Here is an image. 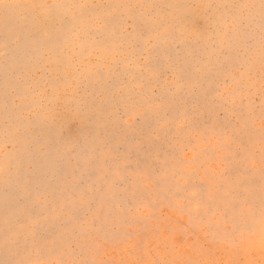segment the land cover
<instances>
[{"label": "rangeland", "instance_id": "374dc122", "mask_svg": "<svg viewBox=\"0 0 264 264\" xmlns=\"http://www.w3.org/2000/svg\"><path fill=\"white\" fill-rule=\"evenodd\" d=\"M82 2L100 6L82 54L83 39L71 33L53 48L48 35L55 22L45 21L42 10L0 8V104L8 95L27 111L30 97L55 88L86 98L106 125L98 138L106 147L57 175L49 222L25 219L21 202L7 224L12 238L30 242L35 230L50 241L62 235L59 247L29 248L41 264H262L264 250L250 228L264 176L259 64L246 63L242 51L217 56L205 50L195 37L207 21L197 12L185 14L179 31L165 40L166 27L150 15L151 5L163 0ZM114 3L143 6L136 23L147 29L142 55L129 47L122 52L106 35L110 29L138 36L131 20L125 24L104 7ZM177 52L181 63L174 64ZM218 65L225 70L218 72ZM210 75L218 89L211 115L201 99ZM79 133L78 122L69 120L65 138ZM69 204L80 208L79 219L65 227ZM5 226L0 213V233Z\"/></svg>", "mask_w": 264, "mask_h": 264}, {"label": "clouds", "instance_id": "9594fccd", "mask_svg": "<svg viewBox=\"0 0 264 264\" xmlns=\"http://www.w3.org/2000/svg\"><path fill=\"white\" fill-rule=\"evenodd\" d=\"M262 0H163L151 5V16L160 26H165L169 39L179 31V23L189 12L202 14L207 21L203 32L198 33L196 41L205 49H211L217 56L235 51L245 54L243 59L253 67L261 68L262 55V18L264 9ZM100 6L84 3L82 0H50L36 4L32 9H40L45 21L66 19L62 39L67 33L81 37V54L88 42L92 20ZM111 13L124 17L125 24L132 21L135 31L137 20L143 17V6L134 3H114L104 6ZM123 52L133 33L107 31ZM50 41V39L48 38ZM51 42V41H50ZM168 56L167 49L163 50ZM174 64L181 63L179 52L171 57ZM69 120L77 121L79 136L71 140L63 132ZM103 119L90 106L86 98L74 94H61L55 88L48 95L37 94L28 99V110L22 106L3 100L0 104V213L3 214L5 228L0 233V264H41L33 258L31 243L25 244L11 236L7 224L15 209L20 205V187L31 183L33 190L48 184H54L60 170L79 160L96 148L102 133ZM39 177V180H37ZM42 181V183H41ZM250 228L260 238V247L264 250V221L259 206L251 213ZM67 264L68 260L57 259ZM48 259L43 264H55ZM84 261H75L77 264ZM264 264V262H262Z\"/></svg>", "mask_w": 264, "mask_h": 264}, {"label": "snow or ice", "instance_id": "6c2138e0", "mask_svg": "<svg viewBox=\"0 0 264 264\" xmlns=\"http://www.w3.org/2000/svg\"><path fill=\"white\" fill-rule=\"evenodd\" d=\"M35 5H28V4H17V3H8L6 0H0V8L5 9V11L9 9H18V8H33ZM261 8L264 9V0H262ZM55 26H52L49 28V35L48 38L51 41V44L54 49H59L60 42L62 40V29L66 27L68 21L66 19H56L54 20ZM138 36L136 39H133L128 42V47L135 49L136 51L140 52V54H143L144 48L148 41L144 40V35L147 32V29L142 24L136 25ZM262 52H264V18H262ZM226 62L231 60V55H227L225 57ZM226 65H218V72H223L225 70ZM183 78L185 80H191L192 74L189 72H185L183 74ZM209 83L208 86L204 89V92L202 94V101L204 103V106L206 107L207 111L211 115L214 111L212 108V104L215 103V100L213 99V94L218 91L214 84L215 77L209 76L208 77ZM260 80L262 85V101H261V111H260V118L262 123H264V55H262L261 60V72H260ZM6 102L8 103H14V100L11 98V96L6 95L5 97ZM143 115L146 118H149L150 116H154L155 113H148L145 112ZM216 123H223L222 121H216ZM192 127H198V124H190ZM102 133L104 132L106 125L104 122L101 124ZM261 141L264 142V135L261 136ZM104 147H106V144L101 142L98 143L95 151L99 152ZM85 159H90L89 155L85 156ZM79 163V162H78ZM262 173H264V152H262ZM63 169L60 170V173H62ZM37 180H39V177H37ZM42 183V181H41ZM53 186L51 184H48L42 188L38 187L36 190H33L32 184H22L20 187V202L23 204L22 208V214L25 219H32L35 218L36 221H42L44 223L49 222V215L52 211H54L52 205L54 203L53 200L49 199L48 197L54 196V192L50 191V189ZM44 192L48 193V196H44ZM259 209L261 211L262 221H264V176H262L259 192ZM43 197V198H42ZM90 204V202H89ZM64 208L66 211L64 212L63 216V225L67 227L69 224H73L75 221L79 219V212L80 208L74 207L72 205H65ZM233 226L234 228L238 226L237 218L233 217ZM63 239V236L61 235V239L58 240H48L39 230H35L31 234V245L33 247L38 248L39 250H45L49 246L56 248L60 246L61 240ZM29 243V240H25V244ZM55 264H65V262L57 260ZM67 264H77L75 261H68ZM79 264H86V262L81 261Z\"/></svg>", "mask_w": 264, "mask_h": 264}, {"label": "bare ground", "instance_id": "6f19581e", "mask_svg": "<svg viewBox=\"0 0 264 264\" xmlns=\"http://www.w3.org/2000/svg\"><path fill=\"white\" fill-rule=\"evenodd\" d=\"M94 2V1H93Z\"/></svg>", "mask_w": 264, "mask_h": 264}]
</instances>
